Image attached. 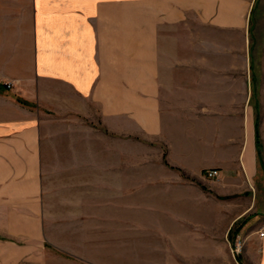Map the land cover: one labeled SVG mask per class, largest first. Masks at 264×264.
<instances>
[{"label":"crops","instance_id":"1","mask_svg":"<svg viewBox=\"0 0 264 264\" xmlns=\"http://www.w3.org/2000/svg\"><path fill=\"white\" fill-rule=\"evenodd\" d=\"M259 7L260 0H0V264H50L54 235L60 243L81 236L92 264H131L134 236L152 242V253H194V222L211 220L210 195L225 209L246 205L223 213L221 236L235 225L243 264H264L248 190L264 146ZM228 36L238 50L228 49ZM94 110L105 133L86 139L110 142L97 149L106 161L60 170L91 176L60 182L53 201L44 158L56 139L62 152L76 151L82 118ZM135 137L160 141L156 163L131 164ZM208 169L219 176L208 180ZM193 203L200 212L188 211ZM205 226L198 235L209 237ZM161 262L173 264L166 255Z\"/></svg>","mask_w":264,"mask_h":264},{"label":"rangeland","instance_id":"2","mask_svg":"<svg viewBox=\"0 0 264 264\" xmlns=\"http://www.w3.org/2000/svg\"><path fill=\"white\" fill-rule=\"evenodd\" d=\"M258 21H264V0H260V7L259 13L257 17ZM249 20V17H248ZM235 38L228 36L226 38V43H228V49L233 50L234 48L238 50L239 45L238 43L235 45L234 43ZM238 41V39H237ZM261 47V46H260ZM164 51L165 48L163 47ZM201 44L198 43L197 39L193 48V52L196 58V68H201ZM262 53L264 56V46H262ZM184 48L180 47L178 54H184ZM168 60V63L171 61V58L168 57L167 54L164 56V61ZM165 64V63H164ZM79 124V122H78ZM77 132L84 133V140L77 141L76 144L78 145L75 151L74 148L71 150L66 149L62 152L58 146V141L52 142L50 147V151L48 152V156H45V168L44 172L47 175L45 179V187L52 186V200L56 199L54 196L57 194L58 186L60 182H70L85 180L86 178H90L91 173H79V172H63L59 173L60 170L64 168H70V166L74 167V165L84 166L90 165L91 163H97L99 161H106L105 158L101 156L98 158L97 149H102L108 147V140L100 137H95L93 139H86V134H96L101 135L104 134L105 131L101 128L100 124L98 123V119L94 112L89 118H82V129L79 128L77 125ZM52 131L55 133L60 132L61 128L57 124L52 125ZM81 131H80V130ZM110 143V142H109ZM75 145V142L67 143V145ZM82 144V146L80 145ZM63 148V147H62ZM82 148V149H79ZM163 152L161 143L159 140L154 139H145V138H132L131 141V164L138 165V164H154L156 163L157 158L159 157L160 152ZM260 164H259V176L257 177L255 184L252 185V189H248L256 194V203L253 208L254 215L256 212L260 215H256L255 221L253 224V228H261L264 225V214L260 211L264 210V146L263 148L260 147ZM66 153V155H65ZM165 158V154H163ZM73 171V170H72ZM134 175V173H132ZM209 180V179H208ZM215 180V179H214ZM54 192V193H53ZM57 196V195H56ZM244 196H246L244 194ZM208 200H205V213L211 214V220L204 221L198 220L195 221L196 228V240L195 246H190L191 250H195L194 253L190 252H179V253H170V254H160V253H152L149 252V247H147V243H152L147 240H141L140 237H132L131 238V264H161V258L163 255L168 257L169 261H173V264H243V244L244 239L241 235L234 234L235 225L231 227L228 231L226 236H221L222 232L225 229L227 220L224 217L225 211L227 213H231L232 210H238V208L246 207L244 206H231V209L222 207L223 202L219 200V198L210 195ZM191 201L192 199L189 198ZM54 201V200H53ZM184 205V209H187L189 206ZM195 206V207H191ZM188 208V211H194L196 213L200 212L198 204H191ZM150 206H147L149 208ZM183 206L179 205L178 208ZM140 208V207H138ZM177 208V206H176ZM181 210V211H184ZM194 209V210H193ZM149 210V209H148ZM137 212H139L137 210ZM257 213V214H258ZM54 223L58 226V221L55 220ZM240 222H238L239 224ZM132 224H137L132 222ZM210 226V235L209 237H202L198 235V232L202 231L199 226ZM136 227H139L138 225ZM206 227V226H205ZM58 228V227H57ZM139 229V228H136ZM58 230V229H56ZM72 229H68L66 233H72ZM57 232V231H56ZM81 233V230H78ZM204 232V231H203ZM206 234V233H205ZM140 238V239H139ZM52 245L55 247L51 248V256H50V264H92L90 260L85 259L84 248L82 246L81 240L82 237L78 235H65L63 238V242H59V236L54 235L51 238ZM146 242L144 246L141 242ZM238 241H240V249L236 252L235 246ZM210 244V245H208ZM199 245V246H198ZM145 250V251H144Z\"/></svg>","mask_w":264,"mask_h":264},{"label":"built area","instance_id":"3","mask_svg":"<svg viewBox=\"0 0 264 264\" xmlns=\"http://www.w3.org/2000/svg\"><path fill=\"white\" fill-rule=\"evenodd\" d=\"M7 88H11L12 85L11 84H7L6 85ZM204 176L205 178L209 179V180H214L219 176V172L216 169H208L204 172ZM257 235L259 238H263L264 237V225L257 231ZM235 246V250L236 252L239 251L240 249V241H238V243Z\"/></svg>","mask_w":264,"mask_h":264},{"label":"trees","instance_id":"4","mask_svg":"<svg viewBox=\"0 0 264 264\" xmlns=\"http://www.w3.org/2000/svg\"><path fill=\"white\" fill-rule=\"evenodd\" d=\"M257 149H258V157H259V155H260V152H259L260 151V148L258 147Z\"/></svg>","mask_w":264,"mask_h":264}]
</instances>
